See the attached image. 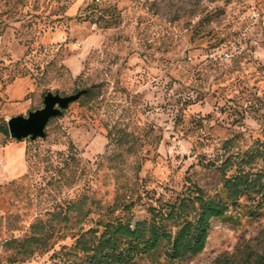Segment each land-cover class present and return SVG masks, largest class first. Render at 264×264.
I'll use <instances>...</instances> for the list:
<instances>
[{"label":"rangeland","instance_id":"obj_1","mask_svg":"<svg viewBox=\"0 0 264 264\" xmlns=\"http://www.w3.org/2000/svg\"><path fill=\"white\" fill-rule=\"evenodd\" d=\"M88 87L43 139L1 129L49 91ZM257 140L264 0H0V264L83 261L76 240L109 207L134 223L193 185L214 194L207 163ZM70 203L93 212L65 217ZM232 212L200 255L169 263L162 247L133 264H257L264 213Z\"/></svg>","mask_w":264,"mask_h":264},{"label":"trees","instance_id":"obj_2","mask_svg":"<svg viewBox=\"0 0 264 264\" xmlns=\"http://www.w3.org/2000/svg\"><path fill=\"white\" fill-rule=\"evenodd\" d=\"M91 93L92 89L86 95ZM1 129L4 134H9L7 125ZM223 157L220 164L207 163L222 175L219 191L209 194L193 185L174 202L149 206V218L134 223L115 216L109 207L104 219L97 221V227L81 233L76 240L75 246L79 248L83 261L64 264H133L143 257L158 258L162 247L167 262H179L189 256L196 257L205 250L213 219H237L232 210L251 218L263 215L264 140H257L236 153L225 152ZM133 205L134 201L126 202L124 208L131 210ZM77 209L83 220L93 212L92 208L84 210L82 205L77 208L70 203L65 217ZM31 239L42 241L37 236ZM256 261L264 264V254Z\"/></svg>","mask_w":264,"mask_h":264},{"label":"water","instance_id":"obj_3","mask_svg":"<svg viewBox=\"0 0 264 264\" xmlns=\"http://www.w3.org/2000/svg\"><path fill=\"white\" fill-rule=\"evenodd\" d=\"M91 87L81 89L75 94L62 96L59 93L47 92L44 106L30 111L26 116L17 115L8 119V130L12 138L17 140H37L46 137L49 122L63 116L70 105L91 91Z\"/></svg>","mask_w":264,"mask_h":264}]
</instances>
